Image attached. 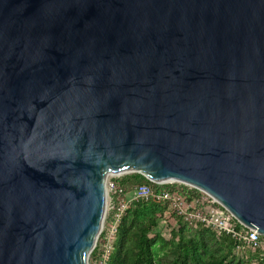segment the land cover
I'll list each match as a JSON object with an SVG mask.
<instances>
[{"label":"water","instance_id":"95a60500","mask_svg":"<svg viewBox=\"0 0 264 264\" xmlns=\"http://www.w3.org/2000/svg\"><path fill=\"white\" fill-rule=\"evenodd\" d=\"M123 172L264 236V0H0V264H89Z\"/></svg>","mask_w":264,"mask_h":264},{"label":"trees","instance_id":"16d2710c","mask_svg":"<svg viewBox=\"0 0 264 264\" xmlns=\"http://www.w3.org/2000/svg\"><path fill=\"white\" fill-rule=\"evenodd\" d=\"M117 183L126 191L135 185L152 184V181L134 172L118 179ZM166 208L165 202L141 200L131 215L124 214L118 224L108 264H157L154 247L159 234L156 227ZM175 219L178 227L172 235L179 238L176 243L178 255L170 264H264V246L256 250L248 247L237 249V242L230 235L218 234L199 223H196L201 227L198 236H188V221L180 216H175ZM238 251L244 252L242 258L236 257ZM100 253L98 243L91 253L94 264L98 263Z\"/></svg>","mask_w":264,"mask_h":264},{"label":"built area","instance_id":"2783aa9c","mask_svg":"<svg viewBox=\"0 0 264 264\" xmlns=\"http://www.w3.org/2000/svg\"><path fill=\"white\" fill-rule=\"evenodd\" d=\"M121 175L112 173L106 179L107 200L109 197L111 202L115 201L114 198L120 197L122 194L123 197L118 201L120 212L116 214L117 218L107 227L102 228L101 232H104L105 235L102 242L99 243L101 253L97 264H108L121 213L129 207L132 201L137 200L165 202L174 216H180L188 222L212 228L218 234L230 235L237 242V249L248 247L256 250L264 246V236L257 229L252 230L241 224L214 197L192 185L176 181L164 183L152 181L161 187L153 184H139L124 192V189L117 183V178ZM164 185L169 187H163Z\"/></svg>","mask_w":264,"mask_h":264},{"label":"rangeland","instance_id":"374dc122","mask_svg":"<svg viewBox=\"0 0 264 264\" xmlns=\"http://www.w3.org/2000/svg\"><path fill=\"white\" fill-rule=\"evenodd\" d=\"M132 173L134 172L119 173L122 175L119 178H117V180L127 175H130ZM152 184L156 185V183H153V182ZM127 191L128 190L126 191L124 190V192H127ZM122 197H123V194L120 197L116 196L114 198L115 201H112V202H111V199H109L108 197L103 227L104 226L107 227L112 221H114L117 218L116 214L120 212L118 209L119 207L118 201ZM138 202H141V200L132 201L129 204V207L124 212L121 213L118 224L120 223L124 214L131 215L133 213ZM113 205L114 207L112 208ZM187 225H188L187 235L197 237L198 234L200 233L201 227L194 222H188ZM177 227H178V223L175 219V216L172 214L171 210H169L167 206L164 216L161 219H159L158 226L156 227V231L159 234L158 242L154 247L155 260L157 264H170L178 255L176 243L179 238L174 237L172 235L173 231L177 230ZM104 235H105L104 232L100 233V236L98 237V240H97L98 243L102 242ZM243 255H244V252L242 251H238L236 253L237 258H242ZM89 264H94V260L91 254L89 256Z\"/></svg>","mask_w":264,"mask_h":264},{"label":"bare ground","instance_id":"6f19581e","mask_svg":"<svg viewBox=\"0 0 264 264\" xmlns=\"http://www.w3.org/2000/svg\"><path fill=\"white\" fill-rule=\"evenodd\" d=\"M172 182H174V181H172Z\"/></svg>","mask_w":264,"mask_h":264}]
</instances>
